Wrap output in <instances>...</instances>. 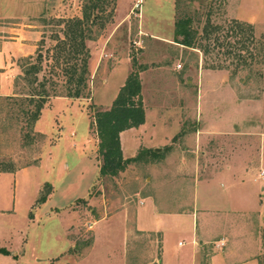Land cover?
<instances>
[{
  "label": "rangeland",
  "instance_id": "obj_1",
  "mask_svg": "<svg viewBox=\"0 0 264 264\" xmlns=\"http://www.w3.org/2000/svg\"><path fill=\"white\" fill-rule=\"evenodd\" d=\"M54 1L0 0V72L18 69L10 81V95L0 93V168L9 169L0 171V247L8 250L0 253V264H192L196 227L192 215H180L178 229L170 233L163 249L158 235L130 232L127 252L126 229L113 219H120L124 206L131 215L139 196L154 194L161 181L180 191L179 204L171 207L188 209L192 201L183 204L182 199L187 200L192 189L182 185L217 175L234 161L238 173H243L246 194L241 205L232 208L236 214L240 208L243 215L238 230L244 234L243 244L251 242V232L264 228L258 204L264 179L255 178L264 166L257 144L264 132V0H59L56 6ZM90 1L98 4L93 10L98 21L86 40L87 92L79 98L51 96L30 128L20 100H14L26 90L24 80L17 82L20 64L24 57L42 53L38 77L56 83L55 90L61 93L64 80L61 67L51 58L54 45L57 37H64L63 21L81 17ZM175 7L191 14L197 11L199 29L207 17L223 26V32L233 19L250 23L245 46L240 48L234 37L224 36L221 46L206 53L175 43ZM30 25L41 35L32 53L19 56L10 36ZM229 48L247 62L252 54L251 65L235 70L234 54L226 52ZM133 68H142L148 124L122 137L140 138L136 154L147 143L148 149L160 147V156L144 152L118 175L102 176L92 115L111 105ZM209 131L223 136L203 135ZM204 190L198 188L194 205L199 228H203ZM213 202L211 206L223 210L220 196ZM132 221L129 216L128 230ZM220 223L213 234L222 230Z\"/></svg>",
  "mask_w": 264,
  "mask_h": 264
},
{
  "label": "trees",
  "instance_id": "obj_2",
  "mask_svg": "<svg viewBox=\"0 0 264 264\" xmlns=\"http://www.w3.org/2000/svg\"><path fill=\"white\" fill-rule=\"evenodd\" d=\"M98 8L95 1L84 4L82 16L64 20L62 39L57 37V43L51 58L61 67L64 90L58 93L53 81L45 77H38L42 69V53L38 52L36 57L28 55L24 57L25 62L20 64L21 74L17 77L24 80L25 91L19 93L21 113L26 118L31 128L41 114V110L51 96H66L70 98L83 97L88 89L90 50L86 40L90 38L91 26L98 21V15L93 11ZM174 39L173 41L186 48H198L208 52L222 45L221 36L228 40L229 37L236 39L235 44L245 46L246 31L252 29L251 24L233 19L223 32V26L213 23L207 17L201 29L196 25L199 15L175 7ZM198 16V17H197ZM202 41H205L204 43ZM229 42V41H228ZM231 44V41L227 46ZM232 47V46H231ZM227 55L234 54L236 60L235 70L241 66H250V61L232 48L226 50ZM140 69L133 68L127 75L124 83L120 86L111 105L105 109H96L92 115V124L98 137V152L102 158L99 173L102 176L114 177L123 171L126 166L137 160L144 152L160 156V151L144 148L134 157L124 158L120 142V133L126 129L137 127L145 122L146 112L142 98V85L140 80ZM23 105L26 107L23 108ZM150 150V151H149ZM9 170L0 168V171ZM45 199V195L43 200ZM0 253L8 254L5 247H0Z\"/></svg>",
  "mask_w": 264,
  "mask_h": 264
},
{
  "label": "crops",
  "instance_id": "obj_3",
  "mask_svg": "<svg viewBox=\"0 0 264 264\" xmlns=\"http://www.w3.org/2000/svg\"><path fill=\"white\" fill-rule=\"evenodd\" d=\"M53 5L56 6V3L59 0H55ZM59 6L61 4H58ZM47 9V8H46ZM46 9L40 10L36 15H40L45 12ZM41 35V30L36 26L22 27L18 31L11 35V43L15 44L17 54L19 56L30 54L35 50V44ZM3 53V49L0 48V54ZM18 73L16 67L3 70L0 72V79L5 83L4 85L0 83V93L3 95H10L13 90L10 81H13L15 74ZM146 111V110H145ZM147 116V114H146ZM147 117H145V122L140 124L137 127H132L126 129L120 133V142L122 151L127 154L128 157L135 156L137 149L140 146V138H130L125 141L129 143V148H124L126 142L123 140L122 134L128 131L137 130L139 127L146 126ZM198 138L202 135V132H197ZM211 133V134H210ZM206 137L210 138H222L223 133H215L214 131H209L208 133L203 134ZM164 139V138H163ZM125 144V145H124ZM133 144V145H132ZM257 144H259L258 152L260 153L261 161L264 163V132L261 134V137H257ZM135 145V146H134ZM147 148L150 147L147 143L145 144ZM155 150H160V147H154ZM126 158V157H125ZM237 158V157H236ZM259 158V157H258ZM242 168V167H241ZM261 168H264L261 167ZM239 167L234 161L232 164L226 165L219 174L210 175L209 178L190 182V185H182V187L188 189L191 188L192 192H188L187 200L184 197L182 203L191 202V210L188 208L175 207L172 208L171 205L179 204V196H181L180 191L177 192L175 185H171L168 181H161L159 187H157L154 194H143L139 196L137 204L133 209V213L129 215L128 208L124 206L122 208L123 213L120 215V219L115 218L113 220L123 222L125 227L124 233V252H127V242L128 237L131 233H138L139 235H144L145 233H154L160 238V246L163 249V246L166 243V240L170 233L178 229L180 224L179 217L180 215H192L194 221V226L196 227L192 232V244H191V263L192 264H264V228L258 231L251 232V242H246L243 244L244 234L238 233L239 226H243V222L240 219H243L241 214V209L236 207V211L240 214L234 213L232 205L239 204L243 202L246 191L242 181L243 173H238ZM242 170V169H241ZM255 178H258L255 177ZM175 184V183H174ZM202 184V185H201ZM202 186L205 188L204 195L206 197L205 206H204V216L202 218L203 228H199L198 215H195V202L197 199L198 188ZM179 187V185H178ZM172 188L174 190H172ZM192 199H190V196ZM220 196V201L223 204L222 209L225 211L224 215H221V212L216 208L211 206L213 205V198ZM258 204L262 206V219L264 222V195L263 198L258 195ZM257 200V199H256ZM191 212V213H190ZM220 212V213H219ZM232 212V213H231ZM131 216L133 221L132 225L129 226L128 230V217ZM219 216V217H218ZM221 224L222 230L218 233H214V229L218 224L216 221L218 219ZM224 218V219H222ZM103 218H99L102 220ZM217 219V220H216ZM237 228V229H236ZM131 232V233H130ZM242 240V241H241ZM180 244V241L178 242Z\"/></svg>",
  "mask_w": 264,
  "mask_h": 264
},
{
  "label": "built area",
  "instance_id": "obj_4",
  "mask_svg": "<svg viewBox=\"0 0 264 264\" xmlns=\"http://www.w3.org/2000/svg\"><path fill=\"white\" fill-rule=\"evenodd\" d=\"M258 178L264 179V168H261L260 171L258 172Z\"/></svg>",
  "mask_w": 264,
  "mask_h": 264
}]
</instances>
